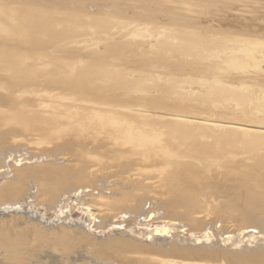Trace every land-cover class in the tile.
<instances>
[{
    "label": "bare ground",
    "instance_id": "obj_1",
    "mask_svg": "<svg viewBox=\"0 0 264 264\" xmlns=\"http://www.w3.org/2000/svg\"><path fill=\"white\" fill-rule=\"evenodd\" d=\"M196 1L0 0V264H264V11Z\"/></svg>",
    "mask_w": 264,
    "mask_h": 264
},
{
    "label": "rangeland",
    "instance_id": "obj_2",
    "mask_svg": "<svg viewBox=\"0 0 264 264\" xmlns=\"http://www.w3.org/2000/svg\"><path fill=\"white\" fill-rule=\"evenodd\" d=\"M53 1H58V0H53ZM103 1H104V2H110V1H112V0H103ZM186 1H187V2H186ZM245 1L248 2V4H246L248 8H252V7H253L252 9H254V8L257 6V8H258L259 10L264 11V10H262V9H264V6L262 5V3L264 2V0H263V2H262L261 0H259V1H261V2H259V3H261V5H262L263 8L260 7L261 5L258 3L257 0H255V2H256L255 4L258 3V5H259L260 8L258 7V5H252V4H254V0H253V2H249V1H252V0H249V1H248V0H245ZM245 1H244V2H245ZM185 2H186L185 4L189 5L190 8H191L192 10H194V11H197V10H198V11L196 12V14L199 13V10L201 9V6H200V5H199L200 9H199V7L197 6V5H198L197 3H199V2H197L196 0H193V1H192V0H191V1H190V0H189V1H188V0H185ZM126 3H128V7H129L128 9H130L131 6H132V4L129 3V2H126ZM126 3H125V5H124V7L126 6ZM245 3H246V2H245ZM249 3H250V4H249ZM251 3H252V4H251ZM133 5H134V4H133ZM246 5H244V3H242V4H240L239 6H245V7H246ZM124 7H123V8H124ZM247 7H246V8H247ZM248 8H247V9H248ZM257 8H255V9H257ZM124 9L126 10L127 7H125ZM128 9H127L126 11H127L128 13H129V11H130V13L127 14L125 17H120V16H119V18H118V20H117L116 22H118V21H122L123 23H135V24H137V23H143V24H148V26H145V27H146L145 29H146V30H147V29L149 30V33H150V37H151V38L154 37L155 34L158 33L159 31H162V28H163L162 26H155V27H153V26H152V23H151L150 21H147V20L139 21V20L136 18L135 15L131 14V9H130V10H128ZM258 9H257V10H258ZM194 11H193V12H194ZM249 11H250V9H249ZM251 11H252V10H251ZM253 11H254V10H253ZM105 14L108 16L110 13L107 12V11H105ZM253 14H255V12H253ZM57 15H58V17H60V18H64L63 14H57ZM161 20H162V19H161ZM114 23H115V22H114ZM140 27H144V26H140ZM137 31H138V30H137ZM140 31H142V30H139V32H140ZM139 32H138V33H139ZM142 32H144V31H142ZM136 33H137V32H136ZM140 34H141V33H140ZM140 34L138 35V37H135L137 40H138V39L140 40V39H142L143 37H145V35L143 36L142 34H141V35H140ZM143 34H144V33H143ZM139 36H141V37L143 36V37L140 38ZM51 63H52V62L50 61L48 64H51ZM223 65H224V64H223ZM224 67H226V66L224 65ZM115 68H125V67L117 66V67H115ZM223 69H226V68H223V67H222V70H223ZM228 70H229V69H228ZM226 71H227V70H226ZM222 72H223V74L225 73V75L228 74V72H225V70H223ZM222 72H221V73H222ZM229 72H230V71H229ZM161 74H162V72L159 73V75H161ZM223 74H222V75H223ZM222 77H223V76H222ZM222 77H219V78L221 79ZM229 77H230V76H229ZM225 78H226V77H224V79H222V80H226V79H227V78H226V79H225ZM227 81H228V79H227ZM247 83H248V82H247ZM256 89L258 90V88H256ZM259 89L261 90V87H260ZM263 89H264V88H263ZM263 89H262V90H263ZM263 91H264V90H263ZM20 152H22V155H24V153H27V152H29V151H28V150H25V149H21V150H19V151H17V152L15 153V154H17L16 156H19ZM44 159H45V158H42V159H40L39 161H45V160L48 161L47 159H45V160H44ZM9 161H11V160H9ZM59 162H60V163H63V162H61V161H59ZM23 164H24V163L22 162L21 165H23ZM146 209H147V207H146ZM118 222H119V221H118Z\"/></svg>",
    "mask_w": 264,
    "mask_h": 264
}]
</instances>
